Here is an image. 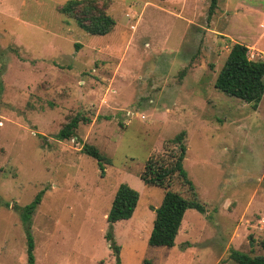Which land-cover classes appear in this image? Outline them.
<instances>
[{
    "label": "rangeland",
    "instance_id": "374dc122",
    "mask_svg": "<svg viewBox=\"0 0 264 264\" xmlns=\"http://www.w3.org/2000/svg\"><path fill=\"white\" fill-rule=\"evenodd\" d=\"M66 1L0 0V264H28L19 212L38 193L34 264L264 254V92L253 109L214 87L234 43L264 58V0H217L210 16L211 0H105L115 27L102 36L59 13ZM76 114L91 122L57 140ZM180 131L205 213L185 212L172 248H149L164 190L138 175ZM83 144L110 158L103 173ZM121 183L139 198L130 219L111 225ZM168 190L191 196L179 180Z\"/></svg>",
    "mask_w": 264,
    "mask_h": 264
},
{
    "label": "trees",
    "instance_id": "16d2710c",
    "mask_svg": "<svg viewBox=\"0 0 264 264\" xmlns=\"http://www.w3.org/2000/svg\"><path fill=\"white\" fill-rule=\"evenodd\" d=\"M216 4L217 0H211L209 16L216 8ZM107 7L105 0H68L58 11L66 17L73 18L77 27L88 35L102 36L110 33L115 27L114 19L106 12ZM214 87L226 96L250 104L255 109L264 92V58L256 61L251 60L248 56V48L243 44L234 43L215 78ZM90 122L88 117L76 114L62 126L56 139L70 140L75 137L79 124ZM185 137V132L180 131L174 137L166 140L163 143V151L156 155H150L138 175L144 186L159 187L164 190L160 205L155 210V219L148 237L147 246L149 248H172L175 245L185 212L195 210L200 214L205 213V207L196 199L195 187L183 167L186 156ZM81 152L97 162L101 173L105 169L104 165L110 164V158L100 153L93 145L83 144ZM175 180H179L187 188L190 197L187 198L179 192L168 190ZM41 194L38 193L19 212V218L26 235L28 264H34V244L30 235V225ZM138 198L137 191L128 184L121 183L111 202L107 221L113 225L130 219ZM107 239H110V234H107ZM230 258L236 264H264V254L249 256L232 250Z\"/></svg>",
    "mask_w": 264,
    "mask_h": 264
}]
</instances>
